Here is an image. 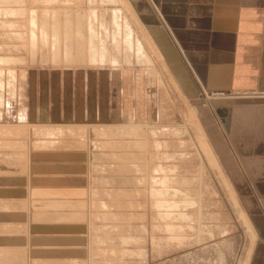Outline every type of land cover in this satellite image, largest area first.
Segmentation results:
<instances>
[{"label": "rangeland", "instance_id": "obj_1", "mask_svg": "<svg viewBox=\"0 0 264 264\" xmlns=\"http://www.w3.org/2000/svg\"><path fill=\"white\" fill-rule=\"evenodd\" d=\"M64 6L45 0H0L1 8L18 10L13 16H5L0 9V56H5V61L0 62L3 70L0 71V264H243L250 248L246 226L217 170L209 166L195 146L187 143L194 131L191 137L168 132L148 135L144 144L132 143L137 137H125L122 140L131 142L127 150L106 147L104 151L90 142L105 138L91 137L86 130L79 131L76 127L53 136L45 131L37 136L31 131L29 124H58L65 128L85 124L87 113H79L80 107L90 111L93 120L97 110H106L108 121L100 122L112 121L115 106L117 122L123 120L124 107L128 110L124 111L125 117L133 114L136 107L145 122L179 125L187 122L188 109L197 114L199 107L207 106L216 94L203 91L200 97L189 98L176 91L166 75L165 83L152 86L146 98L143 92L148 93L150 88L146 91L140 85L134 100L127 99L129 95L125 91V99L119 91L117 98L107 83L103 100L98 80L95 79L94 87L98 94L88 97L89 90L79 82L83 74L76 71L78 76L71 72L67 81L66 97L65 83L61 87L60 76L54 77V70L61 73L64 63L52 62L48 47L36 41L35 49L30 46V36L27 38L30 28L27 11L33 8L40 12L45 7L60 10ZM23 7L25 10L20 12ZM5 19L13 23L8 25ZM134 67L127 70L126 78L121 77L125 89L131 75L140 73L138 64ZM7 69L13 70L14 77H10ZM110 81L116 86L118 79ZM54 84L58 85L56 92ZM157 91L158 104L167 96L166 109L169 112L172 107L176 118L164 113L161 118L151 120L149 116L158 110ZM33 106L34 110L40 108L33 112ZM22 108L26 109L23 119L19 117ZM41 110H46V115ZM198 120L203 126V121L199 117ZM30 139L36 147H31ZM43 139L56 141L43 145ZM151 139L159 140L161 145L156 149ZM121 151L131 153L133 159L129 162L121 159V162L134 163L137 170L110 156ZM102 152L109 155L102 157ZM158 163L166 166L165 171L171 177L169 183L173 186L169 188L177 189L176 193L162 197L177 202L171 212L157 210L154 207L157 197L149 193L150 168ZM119 165L122 169L118 170ZM224 173L233 182L225 170ZM233 188L240 206L248 214L253 206L242 200L239 186L233 184ZM190 199L192 203L184 201ZM179 211L187 213V217H179ZM164 221L173 228L166 231L168 226ZM258 241L255 239L254 244Z\"/></svg>", "mask_w": 264, "mask_h": 264}, {"label": "crops", "instance_id": "obj_2", "mask_svg": "<svg viewBox=\"0 0 264 264\" xmlns=\"http://www.w3.org/2000/svg\"><path fill=\"white\" fill-rule=\"evenodd\" d=\"M133 2L179 90L194 99L203 91L222 93L199 107L198 117L223 172L233 179L225 174L230 184L239 186L242 200L253 206L246 214L259 241L248 264H264V96L248 94L264 91V0ZM60 76L67 97V80ZM141 78L136 82L132 75L128 89L120 76L116 87L110 80L108 84L123 99L125 91L127 99L134 100L140 85L146 91L148 85L156 86L146 76ZM54 86V92L58 91V85ZM84 86L90 91L86 82ZM143 95L146 98L147 92ZM155 99L158 104V91ZM32 108L34 112L40 107ZM45 111L41 114L46 115Z\"/></svg>", "mask_w": 264, "mask_h": 264}, {"label": "bare ground", "instance_id": "obj_3", "mask_svg": "<svg viewBox=\"0 0 264 264\" xmlns=\"http://www.w3.org/2000/svg\"><path fill=\"white\" fill-rule=\"evenodd\" d=\"M3 1H8V0H3ZM17 1L23 2V0H17ZM45 2L49 3V4H50V2H52V3L56 2V4L60 3L63 5H66V6L61 7L60 10L59 9L58 10L53 9L52 7H45V9H42L40 12L38 11V9H33V8H31L30 12L27 11L29 13V15H28L29 16V18H28L29 26H27V27H30L29 28V34H28L27 38H29V36H30V40H31L30 46L33 48L36 47V43H35L36 41H37V43H38V41H40L42 43V46L48 47V49L50 51V55H51L50 60H52V62H54L55 64L64 63L63 66H65V67H62V69H61V73L64 75L63 80L68 81L71 72L74 73L76 71H81L82 73H79V74H83L82 79H85V81H83L80 78V81H79L80 86H81V83H83V86H84V83L86 82V85H88V88L90 89V91L88 92L89 97H93V95H95V93L98 94V91L94 92V87H95L94 81H95V79H97L98 83H99V81L101 82V87H102V94L100 95V97L103 98V100H105L106 84L108 83V80L118 79L119 76H120V78L123 77V79L126 78V77H124V75L126 74L127 70L132 71L133 69L136 68L134 66L136 64H138L140 73L137 75L135 74L136 76L133 75L134 81H136V82L141 81V79H142L141 75L144 74L151 81L152 84H154V82H155V85H157L159 87V86H161L162 82L164 81V79L166 78V75H167L168 78L170 79V81L172 82V84L174 85L176 91L179 92V87L176 84L174 78L172 77V74H171L169 68L167 67L166 61L164 59V56L162 55V52L160 50L159 45L157 44L154 36L150 32L149 28L145 25L141 16L137 12V9L135 8V5H134L135 1L133 2V0H45ZM0 9H1V13H3L5 16L7 14L12 15L13 13L15 14L16 12H18V10L12 9L11 7H4V8L0 7ZM24 10L25 9L23 7L19 11L23 12ZM1 20H3V18ZM4 22L8 25H11L13 23L12 21L6 20V19ZM23 34H24V32H23ZM17 35H18V33H17ZM18 38H20V37H18ZM25 43H26V41H25ZM27 47H28V43H27ZM4 57L2 58V56H0V62L5 61ZM82 65H83V67H81ZM90 70H93V72ZM0 71H3V70L0 69ZM7 71H8L7 73H10V75H11L10 77H14V75H13L14 73H13L12 69H7ZM77 74L78 73L76 72V74L74 76H76ZM59 76H60V73L58 72L57 69H55L54 70V77L57 79V77H59ZM60 78H61V76H60ZM128 83H129V81H128ZM164 83H165V81H164ZM148 86L150 88V91H148L147 94H150L152 89H151L150 85H148ZM139 90H140V87H139ZM259 90H252L248 94L251 96H257ZM113 91H115V93H116L115 88L113 89ZM218 93L214 94L213 96L222 95V93H219V94ZM164 96H166L165 93H164L163 97ZM167 99H168L167 96H166V99H161V102L158 104V110L156 112H154L155 113L154 115L149 116L151 118V120L152 119H158L159 117L161 118L164 113L168 114V116L170 118L171 117L176 118L177 113L175 111L172 112V107H171V109L168 108L170 110L169 111L170 113L166 109ZM77 100H79V99H77ZM114 108H115V106H113L114 114L112 115V121L110 123L109 122H100V121H108L106 110L101 109V111H99V112L97 110V112L95 113V116L98 118L97 119L95 118L96 120L95 119L93 120L91 118V116H92L91 112L88 110H84V108L80 107L79 113H83L84 111L87 113V118H86L85 124H83V123L80 125L71 124L73 126H69V127L66 126V128L64 126L58 125V124H46V123L45 124H29V125H31V126H29V128L31 129V131L37 133L38 134L37 136H39L40 133L43 134V131L47 132L48 135L53 136L57 133L62 132V130H64V129H67V128L71 129V127L79 128L78 129L79 131H85L86 130V132L90 133L91 137L96 136L98 138L99 137L105 138V139L99 140V141L89 140V141H91L90 143L94 148L99 147L103 151H104L103 148H106V147H108V148H113V147L119 148L120 147L119 149L125 148L127 150L126 147L131 146V142H129L128 140H126V141L122 140L125 137H137L138 139L135 138V140H133L132 143L144 144L147 142V139L149 137H153L155 134H161V133L164 134V133L168 132V133H173V134L178 135V136L179 135L188 136V134L190 135V133L192 135V132L194 131L192 137L190 135L191 138H189V140H187V143L189 145L195 146L197 148L198 152H200L201 156L203 155V157H205L209 166L217 170L220 179L222 180V182L226 186L225 188H227L229 191L228 194H230V198L233 199L232 202L235 203L234 206L236 207V210H237L240 218L243 220L242 222H244V225L246 226L247 233H248L249 239H250V248H249V251L247 253V256H246L243 264H248L250 253H251V250H252L253 245L255 243L256 232H255V229H254L250 219L248 218L246 212L242 209V206H240V203L238 202V199L236 197L235 190H234L233 186L230 184L227 176L223 172V170L219 164V161H218L212 147L210 146V143L207 139L205 131H204L200 121L198 120V117H197L198 113L196 114L195 110L190 111L188 109L186 112L187 113V117H186L187 122L184 124L182 123V124L178 125V124H173V123L171 124V123H167V122L166 123H160V122H157V123H151L150 122L149 123V122H145V120L142 118V116H140V114L137 113L139 110L136 107L133 110V114L130 113V115L128 117H125L124 111L127 110V108L124 107L123 113H122L123 114V120H126L128 122H123V120L117 122V121H115V120H117L116 116H115V113L117 112V108H115V109ZM89 110H92V109L90 108ZM54 111H56V109ZM19 114H20L19 117L21 119H23V117L26 115V109L22 108L21 112ZM182 117L184 118V116H182ZM69 118L70 117H68V119ZM183 118H181V119H183ZM2 124H1V126H2ZM5 124H7V123H5ZM10 124H12V123H10ZM19 125H20V123H19ZM25 125L26 124H23L22 127L23 126L25 127ZM74 125H77V126H74ZM16 126L17 125H15V127ZM3 128H4V126H3ZM13 128L14 127L12 126V129ZM17 128H19V127H17ZM12 129H10V130L12 131ZM17 130H20V129H17ZM7 131L11 132L9 130H7ZM71 132H73V131H71ZM71 132H70V134H72ZM86 132H84V133H86ZM29 135H30V133H29ZM33 135L35 136V134H33ZM33 135H30V136H33ZM78 135H79V133H78ZM81 135H83V134L81 133ZM148 135H149V137H148ZM40 136H41V134H40ZM48 137L50 138V136H48ZM96 137H94V138H96ZM107 138L108 139L111 138V139L107 140ZM31 139H30V141H31ZM141 139L143 140V142L141 141ZM54 141H56V140H54ZM54 141H53V139L52 140H46L45 139L43 145H45L46 143H49V145L50 144L52 145V142H54ZM158 141L154 142V139L152 140V144L156 147V149L159 147V145H161L160 142H158ZM33 142H34V140H33ZM37 142H40V141H38V139H37ZM37 142H34V143L38 144ZM6 143H8L7 140H6ZM86 143H85V145H86ZM31 144H32V141L30 142V145ZM39 144H41V142ZM34 146L36 147V145H34ZM34 146L32 144L31 147L33 148ZM29 150L31 151V149H29ZM131 151H132V149H131ZM107 155H109V153H107V152L101 153L102 157H106ZM115 155H118V157L116 158ZM152 155H153V153H152ZM110 156L112 158L116 159L117 161H120V162L123 161L124 159H128L127 161L129 162L130 159L132 158L131 153H125L123 151H121L119 154L112 153V155H110ZM164 156H165V154H164ZM87 157L89 159L90 156H87ZM90 159H91V157H90ZM121 159H123V160H121ZM131 160L133 161V159H131ZM121 164H123L124 166L131 167L134 170L138 169V165H134V163H127L126 160L124 161V163L121 162ZM94 165H95V163H94ZM104 167L106 169V166H104ZM165 167L166 166H163V164L161 165L158 163L156 165L154 164V167H152V169L150 168V170H152V175L150 174L151 176H148V177H149V179L151 178V180H152L151 182H153L154 184H151V182H150L151 186L149 188V190H150L149 193L152 195H155L157 197V199L154 202V207L157 210H160L163 208L164 210L171 212V210L177 206V202H175L174 200H171V199L165 200L162 197L169 194V192H170V194L176 193L177 189H176V187L169 188V186H173V185H170V183H169L171 177H170V175H167V173L165 171L167 168H165ZM115 168H116V166H115ZM117 169L118 170L122 169V166L121 165L117 166ZM149 173H148V175H149ZM144 182H145V180H144ZM184 201H186V203H188V202L192 203L193 202L191 199L190 200H184ZM102 206H103V203H102ZM164 210H163V213H165L167 215L171 214L170 212H165ZM160 212H157V213L161 214ZM165 214H164V216L166 218L167 215H165ZM102 217H103V215H102ZM179 217L186 218L187 213H185L183 211H179ZM164 222H167V221H164ZM165 225H167L168 227H166ZM165 225L164 226L166 227V231L168 230L167 228H169V229L173 228L171 223L167 222V224L165 223ZM5 226H6V224H5ZM180 241H182V240H180ZM5 248H7V247H5ZM243 260H244V258H243ZM33 262H35V261H33Z\"/></svg>", "mask_w": 264, "mask_h": 264}, {"label": "built area", "instance_id": "obj_4", "mask_svg": "<svg viewBox=\"0 0 264 264\" xmlns=\"http://www.w3.org/2000/svg\"><path fill=\"white\" fill-rule=\"evenodd\" d=\"M257 95L264 96V91L260 90Z\"/></svg>", "mask_w": 264, "mask_h": 264}]
</instances>
